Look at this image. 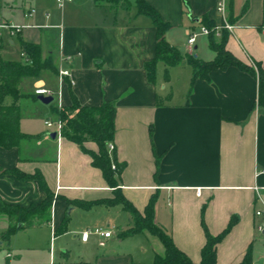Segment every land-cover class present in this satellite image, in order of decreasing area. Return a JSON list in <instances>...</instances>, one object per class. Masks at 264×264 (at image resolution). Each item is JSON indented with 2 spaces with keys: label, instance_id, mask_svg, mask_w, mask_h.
Here are the masks:
<instances>
[{
  "label": "crops",
  "instance_id": "crops-1",
  "mask_svg": "<svg viewBox=\"0 0 264 264\" xmlns=\"http://www.w3.org/2000/svg\"><path fill=\"white\" fill-rule=\"evenodd\" d=\"M129 1L122 9L96 0L64 7L56 0H0V58L23 61L21 42H33L58 69L22 81V93L25 81L33 79L30 95L49 89L57 105L30 96L34 110L24 116L23 99L30 97L20 100L21 131L28 137L18 147H0V196L21 206L45 198L37 180L11 173L18 169L40 171L60 197L51 222L21 229L9 241L2 237L9 219L0 216V264L151 263L165 252L148 230L122 237L134 226L133 216L121 204L98 203L114 195L90 155L66 138H52L46 120L44 128L35 124L38 102L52 109L72 105L69 83L81 105H116L113 152L125 164L122 191L142 213L156 195L155 222L181 251L200 262L205 228L218 235L236 218L217 246L216 264H244L249 249L245 264H264V232L256 216L264 207V106L258 104L257 79L232 66L191 85L193 68L184 60L168 68L159 62L156 81L150 82L144 65L156 55L157 30L150 17L138 13L135 0ZM147 2L170 25L165 37L171 46L205 61L216 57L206 35L197 37L193 54L186 47L203 19L222 22L217 0H188L189 8L184 0ZM31 9L35 13L27 15ZM226 14L234 24L226 48L244 63H264V0H229ZM13 26L20 33L12 35ZM65 69L70 76L61 77ZM86 146L98 150L95 142ZM66 219V231L56 234ZM98 228L112 236L95 233Z\"/></svg>",
  "mask_w": 264,
  "mask_h": 264
},
{
  "label": "trees",
  "instance_id": "trees-1",
  "mask_svg": "<svg viewBox=\"0 0 264 264\" xmlns=\"http://www.w3.org/2000/svg\"><path fill=\"white\" fill-rule=\"evenodd\" d=\"M99 4H104L103 0H96ZM115 7L128 9L131 6L129 0H112ZM185 6L189 8L188 0H184ZM138 13L150 17L157 30V45L155 57L146 62L144 67L150 82L156 81L157 66L163 62L166 67L175 66L186 60L193 68L191 85L197 80H209L213 71L225 70L229 67H237L242 71L253 75L258 81V104L264 106V63L252 61L258 68L239 60L232 52L226 48L229 30L221 29L220 35L216 36L215 23L203 19L202 25L207 26L211 33L208 35L210 46L216 52V57L211 61L201 60L191 55H184L179 49L171 46L166 40L165 34L170 25L163 21L158 11L150 5L147 0H135ZM231 21V18L229 19ZM21 53L23 61L4 60L0 58V147H18L22 139L28 137L21 131V106L20 100L28 96L21 91V84L24 78H36L43 70H51L58 73V69L52 63L51 58L42 59V48L38 43L21 42ZM184 55V56H183ZM72 97V105L69 107H55L64 124L63 138H66L80 146L83 152L90 155L92 165L99 168L107 182L113 190V198L99 201L108 205L121 204L123 208L130 212L134 219V226L121 233L122 237L148 230L157 236L165 247L163 255H156L151 263L134 264H216L217 246L230 232L236 218H232L228 227L218 235L211 234L206 228V243L201 250V261H192L186 253L181 251L174 243L172 236L163 230L155 222L156 195H153L142 213L135 205L129 201L120 186L119 177L124 170L125 164L119 163L114 152H109V145L115 138V116L116 105L114 103H104L100 106L81 105L69 83ZM36 98V94L29 95ZM95 142L98 150L94 151L86 146V142ZM115 165V168H113ZM20 180L35 179L40 183L45 192V198L38 203L28 206L15 205L6 202L0 196V216L5 215L9 219L8 228L3 231V239L9 241L12 235L26 227H32L52 220V206L56 199L60 198L48 186L43 174L37 171L35 174H26L23 171L14 169L11 171ZM68 205L79 204L81 206H91L95 203H80L67 201ZM67 219L56 230V234L66 231ZM251 251L248 250L244 259V264L249 262Z\"/></svg>",
  "mask_w": 264,
  "mask_h": 264
},
{
  "label": "built area",
  "instance_id": "built-area-1",
  "mask_svg": "<svg viewBox=\"0 0 264 264\" xmlns=\"http://www.w3.org/2000/svg\"><path fill=\"white\" fill-rule=\"evenodd\" d=\"M73 1L74 0H56V3L58 4L59 7H64L65 5H67L68 3H71ZM228 4H229V0H217L216 9H217V12L220 14V16L222 18V22L220 24H216L215 25L214 29H215L216 36L220 35V31L223 28L227 29L229 31H232V29L234 28V24L230 23L228 18H227V14L226 13H227V9H228ZM35 11H36L35 9H31L27 13V15H32V14L35 13ZM20 31H21V27L13 26L10 32H11L12 35H17L18 33H20ZM210 33H211V30L207 26H204V25H201L199 31L192 32L189 35V39H188V42H187L186 49L188 50V52L193 54L194 45H195L197 37L199 35L208 36ZM22 57H23V54H22ZM59 74H60L61 77L70 76V71L67 70V69L60 70ZM35 94L36 95H44V96H53L54 97L56 93L52 92L49 89L40 87V88H37L35 90ZM45 125L52 132L56 133V137L58 139H62L63 138L62 132H63L64 124H63V122H62V120L60 118H58L57 121H54L52 119L51 120H46L45 121ZM114 149H115V146H114L113 143H111L109 145V152L112 153L114 151ZM113 168H115V165H113ZM197 193L198 194L201 193V189L200 188L197 189ZM256 216L261 219L260 223L258 224V229H259L260 232H264V207L256 210ZM95 233L104 236V238H109V237L112 236V231L111 230H104L102 228L95 229ZM89 235H90V231H85L82 234V239L83 240H87ZM100 245L104 246L105 242L104 241H100Z\"/></svg>",
  "mask_w": 264,
  "mask_h": 264
},
{
  "label": "rangeland",
  "instance_id": "rangeland-1",
  "mask_svg": "<svg viewBox=\"0 0 264 264\" xmlns=\"http://www.w3.org/2000/svg\"><path fill=\"white\" fill-rule=\"evenodd\" d=\"M111 1L112 0H103V2L106 3V5L114 6L115 4H113V2H111ZM15 40H18V39L15 38ZM250 65H253L256 70L258 69L254 65L253 62H251ZM34 89H35V86H34L33 79H29V80L25 81V83L23 84V87H22L23 92L26 95H28V96H25V97H30L29 95L34 91ZM33 103H34V100L32 99V97L23 99L24 116L29 115V113L34 110V108L32 107ZM38 103L39 104L36 105V107H38V109L36 111L37 112V114H36L37 120H35V124L37 126L44 128V125H43L44 120H51L52 119L54 121H57L58 114H57V112L54 109H52L48 105L42 104L41 102H38ZM52 105H54V106L57 105V100L52 102ZM42 235H43V233L41 232V236Z\"/></svg>",
  "mask_w": 264,
  "mask_h": 264
},
{
  "label": "water",
  "instance_id": "water-1",
  "mask_svg": "<svg viewBox=\"0 0 264 264\" xmlns=\"http://www.w3.org/2000/svg\"><path fill=\"white\" fill-rule=\"evenodd\" d=\"M182 50H184V49H182ZM39 99H40L42 102L48 104V103H50V102L53 101L54 97H53V96H44V95H40V96H39ZM50 136H51L52 138H56V133H55V132H52V133H50Z\"/></svg>",
  "mask_w": 264,
  "mask_h": 264
}]
</instances>
